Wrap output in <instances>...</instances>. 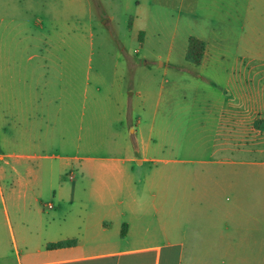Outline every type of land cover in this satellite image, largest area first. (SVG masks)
<instances>
[{
  "label": "crops",
  "instance_id": "obj_1",
  "mask_svg": "<svg viewBox=\"0 0 264 264\" xmlns=\"http://www.w3.org/2000/svg\"><path fill=\"white\" fill-rule=\"evenodd\" d=\"M114 3L144 14L132 27L142 48L150 38L180 44L177 57H154L179 79L158 94L145 77L131 93L136 105L118 92L99 100L96 87L94 111L103 113L93 118L95 150L82 155L76 114L85 55L0 47V137L12 150L0 155V264H264V208L241 212L239 191L241 165L264 156V0ZM46 20L35 26L48 37ZM191 38L206 44L200 66L186 61ZM183 72L196 83L182 86ZM107 135L115 147L100 151ZM65 241L75 243L50 247Z\"/></svg>",
  "mask_w": 264,
  "mask_h": 264
},
{
  "label": "rangeland",
  "instance_id": "obj_2",
  "mask_svg": "<svg viewBox=\"0 0 264 264\" xmlns=\"http://www.w3.org/2000/svg\"><path fill=\"white\" fill-rule=\"evenodd\" d=\"M114 2L115 0H89V4L86 3L84 9H78L73 0H0L2 8L0 10V47L3 52L7 48L6 45L12 44L17 46L19 52L44 55L53 53L54 56L64 55L65 59L69 54L85 55V69L83 75H80L78 83L80 92L76 114L78 133L82 137L81 144L83 147L84 144H87L82 155L88 154L90 150H95L91 129L93 118L95 113L99 116H102L103 113L96 112V109L94 111V101L97 98L96 87L101 89V93L98 94L100 96L97 98L99 100L107 101L108 95H112L116 99L118 92L120 100L136 105L140 99L137 95L131 96V93L140 87L138 84L145 77L149 76L154 81L152 85L158 94L167 92L174 80L179 79L173 74V68H170L167 74H164L163 70H159L154 57L156 55L167 57L170 52L174 57H177L176 55L181 50L180 44H153L154 38H150L148 45L142 48L140 44L135 43L138 37L139 40L141 39L142 33H133L132 27L135 16L139 15L142 20L144 14L127 12L125 7H117ZM51 4L52 11L49 13L47 9ZM50 17L53 20V25L48 26L47 31L50 30V33L46 37L45 32H41L35 23L42 21L47 26L46 19ZM26 22L29 24H25ZM138 24L140 27L142 23L138 22ZM33 38L36 40L29 42ZM123 54H128L137 61L139 60V65L133 69L129 67L130 62L124 60ZM146 62H149V65H145ZM172 63L176 64L177 60ZM62 70L58 69L56 77H52L55 82ZM183 75L182 86H188L195 82L194 76L184 72ZM64 76L63 79L67 83L68 78L66 75ZM199 83L201 85L209 84ZM216 84L221 83L217 82ZM59 95H62L60 91L59 94H54V98L56 99ZM124 111L127 112V115L130 114V109L126 108ZM140 111L135 107L134 121ZM125 129L127 132L128 126H125ZM3 139L4 135L1 133L0 155L9 156L12 150L7 148ZM98 142L101 143L100 146L97 145L100 151H106L114 149L116 141L107 135ZM251 160L256 161L257 164L241 165L239 190L241 205H243L241 212L246 214H253V212H258L261 207L264 208V164H262L264 156H256ZM4 190L9 202V211L13 214L12 201L9 200L10 189L5 185ZM1 198L0 195V210L4 211ZM47 205L45 204V207ZM46 211L53 212L51 209ZM26 212L28 214L33 212L31 205H26ZM230 225L235 226L233 222H230Z\"/></svg>",
  "mask_w": 264,
  "mask_h": 264
},
{
  "label": "trees",
  "instance_id": "obj_3",
  "mask_svg": "<svg viewBox=\"0 0 264 264\" xmlns=\"http://www.w3.org/2000/svg\"><path fill=\"white\" fill-rule=\"evenodd\" d=\"M206 44L196 38H191L189 40L188 49L186 52V61L194 66H200L203 62V57L205 54ZM75 241H65L60 242L50 247H63L74 244Z\"/></svg>",
  "mask_w": 264,
  "mask_h": 264
},
{
  "label": "built area",
  "instance_id": "obj_4",
  "mask_svg": "<svg viewBox=\"0 0 264 264\" xmlns=\"http://www.w3.org/2000/svg\"><path fill=\"white\" fill-rule=\"evenodd\" d=\"M48 208H52V205H49Z\"/></svg>",
  "mask_w": 264,
  "mask_h": 264
}]
</instances>
